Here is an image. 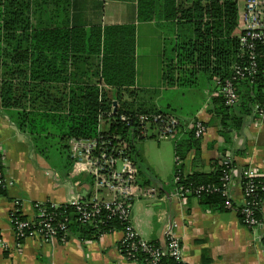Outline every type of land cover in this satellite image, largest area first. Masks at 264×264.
<instances>
[{
	"label": "trees",
	"instance_id": "obj_1",
	"mask_svg": "<svg viewBox=\"0 0 264 264\" xmlns=\"http://www.w3.org/2000/svg\"><path fill=\"white\" fill-rule=\"evenodd\" d=\"M136 1L137 22L153 21L158 28L172 31V39H165L171 42V55L165 57L164 49L163 88L193 86L198 76L213 83L206 104L211 116L207 124L215 125L218 137L210 143L209 173L185 171L200 154V138L195 137L192 126L198 118L192 116L186 122L170 104L163 107L159 101L157 106L141 102V91L135 86L136 24L75 25L70 19L71 0H0V107L13 111L18 130L30 136L32 148L46 162L50 163L47 146H56L54 158L65 174L73 165L68 140L97 135L99 117L103 118L109 122L110 131L116 130L128 141L142 184L150 181L141 179L137 140L129 133L131 125L120 117L140 113L174 115L180 120L175 134L180 137L174 148L175 156L182 161L174 166V176L180 177L178 185L210 187V192L198 197L207 210L229 211L224 206L227 198L238 210L246 207L242 199L233 200L232 184L227 186L226 196L222 194L221 178L225 171L234 169L237 173L232 174L233 180L238 179L241 186L248 181L242 176L247 165L237 161L243 149L234 148V138L242 136L248 123L257 118L255 106L264 107V78L258 74L253 82H238L239 101L233 106H225L215 95L217 87L231 77L230 68L238 55L237 0ZM253 184L256 188L247 200L252 202L250 207L259 228L264 223V175L254 178ZM4 192L0 188V194ZM49 206L48 202L47 212L57 213L56 221L66 225V232L58 233L59 240L62 236L63 240L73 237L88 242L124 228L116 216L108 218L103 209L94 220L82 222L72 205L55 209ZM34 213L33 220L38 222L42 217L37 209ZM16 216L28 219L21 212ZM237 216L241 221L240 214ZM149 242L165 248V243ZM261 242L264 248V232ZM120 253L137 264H148L147 255L139 249L134 252L135 259H129L122 248ZM171 263L168 255H162L161 264Z\"/></svg>",
	"mask_w": 264,
	"mask_h": 264
},
{
	"label": "crops",
	"instance_id": "obj_2",
	"mask_svg": "<svg viewBox=\"0 0 264 264\" xmlns=\"http://www.w3.org/2000/svg\"><path fill=\"white\" fill-rule=\"evenodd\" d=\"M136 4V0H71L70 19L71 23L82 26L135 23V86L141 91V102L156 105L163 88L164 36L153 21L137 22ZM12 112L0 107L3 163L6 178L12 181L3 189L4 194H0V239L3 243L0 245V264H137L123 257L118 249L122 238L120 230L88 242L73 237L47 242L26 237L20 244L16 242L9 222L12 208H19L31 219L37 202L58 206L69 204L90 198L93 189L89 174L77 172L73 165L66 174L50 168L32 148L30 136L18 130ZM193 116L206 124L211 117L204 109ZM192 118L185 120L189 122ZM205 126L206 132L199 141L200 154L187 164L185 171L209 173L212 169L210 143L218 136L215 125ZM179 137L173 138V149ZM234 148L243 149V154L237 157L240 164L258 168L264 175V117L248 123L242 136L234 138ZM140 158L141 179L150 181L145 185L156 186L159 196L154 200H137L133 204L131 222L139 237L165 243V226L171 222L182 246L183 264H264L261 242L264 223L259 228L250 229L232 210L204 209L195 196L177 199L171 195L175 189L174 174L171 180L163 182L141 155ZM161 187L163 190L160 191ZM231 195L235 202L242 199L238 179L232 183ZM261 212L264 217V202Z\"/></svg>",
	"mask_w": 264,
	"mask_h": 264
},
{
	"label": "built area",
	"instance_id": "obj_3",
	"mask_svg": "<svg viewBox=\"0 0 264 264\" xmlns=\"http://www.w3.org/2000/svg\"><path fill=\"white\" fill-rule=\"evenodd\" d=\"M239 28L238 55L236 61L231 66V77L225 79L218 87L215 95L222 98L225 106H233L239 101L236 84L240 81L253 82L258 74L264 78V0H237ZM264 93V89H262ZM264 105V103H263ZM257 120L264 117V107L256 105ZM120 120L131 125L129 133L140 138L155 137L158 140L173 139L180 126L178 117L171 114L160 113H140L134 116H121ZM109 122L99 117L98 134L89 137H72L68 140L70 157L77 172H86L91 179L93 192L90 198L70 202L76 208L79 219L82 222L94 220L103 209L107 217L116 216L123 224L122 238L119 241L118 249L121 248L129 259H135L134 252L141 250L147 255L148 264H161L162 255H168L171 264H183L182 246L175 236L173 225L165 226V248L154 246L149 241L139 237L135 232L131 222V212L135 201L154 200L159 196V189L156 186L142 184L138 167L131 158L130 145L121 133L116 130L110 131ZM194 135L202 138L206 132V127L201 120L192 122ZM3 147L0 142V188L5 189L12 184L6 178L3 163ZM230 154L226 152L228 157ZM176 165L182 163L179 157H175ZM233 170L225 171L222 181V194L226 196L227 186L233 183ZM242 176L248 179L241 186V196L246 207L238 210L232 205L229 198L224 202L225 208L240 214L241 223L252 229L260 226L258 219L254 215L252 202L249 197L255 190L253 179L261 176L258 168L248 167L242 171ZM179 176H174L175 189L172 196L179 200H184L188 196L200 197L202 194L210 192L208 186H198L188 188L179 186ZM264 189V185L261 186ZM48 202H37L34 210H38L42 218L35 222L33 218L21 220L16 216L21 212L19 208H12L9 214V222L14 232L16 242L20 244L26 237L38 238L44 242L58 239V233L66 232L64 222L56 221L57 213L46 210ZM50 203V202H49ZM50 209L59 207L50 203ZM59 240V239H58ZM63 241V237L60 238ZM0 245H3L0 239Z\"/></svg>",
	"mask_w": 264,
	"mask_h": 264
},
{
	"label": "rangeland",
	"instance_id": "obj_4",
	"mask_svg": "<svg viewBox=\"0 0 264 264\" xmlns=\"http://www.w3.org/2000/svg\"><path fill=\"white\" fill-rule=\"evenodd\" d=\"M164 36L165 57L171 55V42L166 40L172 39V31L161 29ZM164 59V58H163ZM193 86H179L177 88H161L159 94V104L166 107L170 104L176 115L184 120L192 117L197 111L206 110L208 101V91L212 88L213 83L208 81L205 76H198ZM148 101V105H149ZM151 104V103H150ZM136 145L141 157H143L151 166L152 170L158 174L161 180H171L174 174V140H158L154 138H144L137 140ZM56 146H47L50 163L46 162L50 168L62 172L57 163V157L54 158V149ZM59 168V169H58Z\"/></svg>",
	"mask_w": 264,
	"mask_h": 264
}]
</instances>
